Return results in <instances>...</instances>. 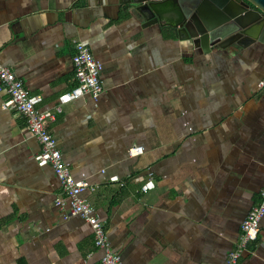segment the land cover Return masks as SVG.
<instances>
[{
	"label": "crops",
	"instance_id": "1",
	"mask_svg": "<svg viewBox=\"0 0 264 264\" xmlns=\"http://www.w3.org/2000/svg\"><path fill=\"white\" fill-rule=\"evenodd\" d=\"M176 17L169 13V20ZM75 42L104 91L49 129L124 264H228L264 186V43L203 51L121 0H0V62L55 109L76 88ZM0 92V264H95L91 225L57 207L62 185ZM139 146L144 152L131 156ZM152 175L155 189L142 192ZM117 177L118 182L112 178ZM239 264H264V218Z\"/></svg>",
	"mask_w": 264,
	"mask_h": 264
},
{
	"label": "built area",
	"instance_id": "2",
	"mask_svg": "<svg viewBox=\"0 0 264 264\" xmlns=\"http://www.w3.org/2000/svg\"><path fill=\"white\" fill-rule=\"evenodd\" d=\"M73 64L75 68L76 88L60 97V104L53 110L40 111L38 105L42 102L40 96H33L27 90L24 81L11 68L0 62V92H6L8 99L3 103V108L15 106L22 118L26 120L30 134L35 137L41 150L35 156L39 166H50L58 177L63 190L64 199L56 200L57 207L69 211L64 214V219L79 216L87 221L94 233L95 247L103 252L102 258L95 264H124L121 256L116 253L110 244L105 223L96 215L93 206L82 197L86 190H95L89 182L75 179L72 170L64 162V157L49 123L56 120L62 112V105L90 95L98 101L103 94L104 87L101 78L104 65L95 58L90 48L82 42H75ZM264 87V81L260 82ZM144 148L135 146L130 149L131 156H138ZM150 174V181L142 187V192L155 189V183ZM118 182L117 177L112 178ZM264 218V186L260 192V202L255 204L244 220L241 234L235 248L228 256V264H239L243 256L249 252L250 246L256 243L260 235V226Z\"/></svg>",
	"mask_w": 264,
	"mask_h": 264
},
{
	"label": "water",
	"instance_id": "3",
	"mask_svg": "<svg viewBox=\"0 0 264 264\" xmlns=\"http://www.w3.org/2000/svg\"><path fill=\"white\" fill-rule=\"evenodd\" d=\"M144 23L170 27L210 52L264 43V0H121ZM173 11L176 17L169 20Z\"/></svg>",
	"mask_w": 264,
	"mask_h": 264
}]
</instances>
